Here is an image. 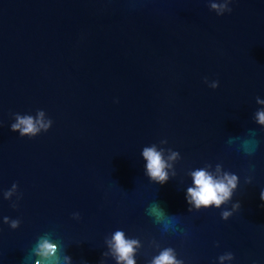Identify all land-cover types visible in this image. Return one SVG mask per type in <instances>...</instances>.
<instances>
[{"label": "water", "instance_id": "95a60500", "mask_svg": "<svg viewBox=\"0 0 264 264\" xmlns=\"http://www.w3.org/2000/svg\"><path fill=\"white\" fill-rule=\"evenodd\" d=\"M229 7L0 0V264H33L45 235L71 264H116L102 255L116 230L139 239L136 264L167 247L183 264H221L229 252L222 264H264V0ZM37 110L47 132L10 131L14 113ZM152 144L180 154L162 185L145 175ZM206 164L236 174L237 189L220 208L188 211L190 172Z\"/></svg>", "mask_w": 264, "mask_h": 264}, {"label": "clouds", "instance_id": "9594fccd", "mask_svg": "<svg viewBox=\"0 0 264 264\" xmlns=\"http://www.w3.org/2000/svg\"><path fill=\"white\" fill-rule=\"evenodd\" d=\"M230 2L231 0H209V8L220 16L226 12H231V8L229 7ZM207 82V78H205V83ZM217 86L218 81H213L209 84V87L213 89ZM256 103L264 104V100L257 98ZM13 119L14 122L10 125V131L19 133L20 137L33 138L42 132H47L52 124L51 119L46 118L43 110H37L35 116L14 113ZM255 121L259 125H264V110L256 112ZM166 143V140L160 141V145ZM165 151L169 153L167 159L164 157ZM141 155L146 161L145 175L150 181L161 185L169 179V173L166 171V169L172 167V164L169 162L180 159L179 152L173 151L171 148H158L156 144L144 147ZM211 167V164H206L205 167L190 172L193 186L187 188L185 199L192 207L188 211H192L193 208L196 210L209 207L220 208L221 205H225L231 200L234 191L237 189L239 181L236 174L222 171L221 164L215 165L214 172L209 170ZM173 175H175V172H173ZM251 180L250 176L245 177L246 184L251 183ZM14 193H17L16 183H13L11 188L3 193V198L9 200ZM18 199L19 196L17 195ZM259 199L262 205H264V189L260 191ZM12 207L15 208L16 204L13 203ZM239 208V202L232 205L233 210H238ZM152 211L157 217L161 215L159 209L153 208ZM232 214L233 211L224 210L221 212V219L227 220ZM73 218L78 219V214H73ZM3 222L8 224L11 229H16L20 225L19 219H10L7 216L3 217ZM165 230L167 231V228ZM105 243L108 246L109 253L102 255L111 254L116 264H136L135 256L138 249L141 248L139 239L126 238L122 230H116L111 235V239H106ZM59 253L60 248L57 243L52 242L47 235L40 237L32 250V255L38 258L34 260L33 264H61V261L62 264H71V257L67 255L61 257ZM226 259L232 260L233 254L229 252L218 257L221 264ZM100 264H102V261ZM149 264H183V260L177 259L173 248L167 247L154 256Z\"/></svg>", "mask_w": 264, "mask_h": 264}]
</instances>
